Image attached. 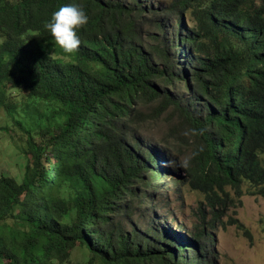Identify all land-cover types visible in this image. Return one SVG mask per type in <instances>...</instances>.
Returning <instances> with one entry per match:
<instances>
[{"label": "trees", "instance_id": "obj_1", "mask_svg": "<svg viewBox=\"0 0 264 264\" xmlns=\"http://www.w3.org/2000/svg\"><path fill=\"white\" fill-rule=\"evenodd\" d=\"M70 2L0 0V108L25 156L0 178V264H212V224L146 207L172 153L140 126L181 115L209 202L264 198V0H75L66 54L42 22Z\"/></svg>", "mask_w": 264, "mask_h": 264}, {"label": "rangeland", "instance_id": "obj_2", "mask_svg": "<svg viewBox=\"0 0 264 264\" xmlns=\"http://www.w3.org/2000/svg\"><path fill=\"white\" fill-rule=\"evenodd\" d=\"M4 110L0 108V127L7 128L0 130V178L20 179L25 156H19L14 144L20 142L22 134L9 126L12 121ZM140 132L146 140L169 147L172 153L169 168L160 170L165 182L147 190L151 200L145 202L146 207L152 203L163 215L162 220L166 218L174 227L175 223L182 225L187 233L201 220L212 224V264H264V198L238 196L226 187V195L216 191L222 202L218 198L209 202L200 187L194 189L187 170L195 145L194 132L178 113L169 110L158 120L142 124ZM172 180L185 184L175 187Z\"/></svg>", "mask_w": 264, "mask_h": 264}, {"label": "clouds", "instance_id": "obj_3", "mask_svg": "<svg viewBox=\"0 0 264 264\" xmlns=\"http://www.w3.org/2000/svg\"><path fill=\"white\" fill-rule=\"evenodd\" d=\"M88 22L83 7L75 2L63 3L42 22L43 29L66 54H71L81 41L77 30Z\"/></svg>", "mask_w": 264, "mask_h": 264}]
</instances>
